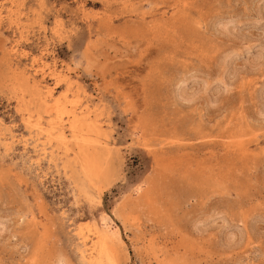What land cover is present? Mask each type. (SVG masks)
<instances>
[{"label":"rangeland","instance_id":"1","mask_svg":"<svg viewBox=\"0 0 264 264\" xmlns=\"http://www.w3.org/2000/svg\"><path fill=\"white\" fill-rule=\"evenodd\" d=\"M0 264H264V0H0Z\"/></svg>","mask_w":264,"mask_h":264},{"label":"bare ground","instance_id":"2","mask_svg":"<svg viewBox=\"0 0 264 264\" xmlns=\"http://www.w3.org/2000/svg\"><path fill=\"white\" fill-rule=\"evenodd\" d=\"M227 29V28H226ZM38 65V64H37ZM41 72H44V68H45V66H43V67H41V66H38L37 67ZM36 68V69H37ZM35 69V70H36ZM34 73V72H33ZM52 73V75L55 77V78H59V77H61V75H60V73H58V72H56V71H52L51 72ZM44 74V73H43ZM64 78V77H63ZM28 83V82H27ZM23 85V84H22ZM31 87V86H30ZM35 87V86H34ZM34 89V88H33ZM41 91V90H40ZM33 92V91H32ZM36 92H39V91H36ZM181 95V94H180ZM183 95V94H182ZM33 96V95H32ZM40 99L43 101V103L45 104V105H47L48 104V107H49V101H51V99L52 98H54V95H53V88H50V87H44L43 89H42V92H40ZM63 98H65V97H63ZM65 101V100H64ZM57 103H58V101H57ZM56 103V104H57ZM58 106V105H57ZM60 107V106H59ZM58 107V108H59ZM68 107V106H67ZM47 108V107H46ZM45 108V109H46ZM51 107H49V109H50ZM44 109V110H45ZM48 109V110H49ZM66 109V108H65ZM47 110V109H46ZM61 110V109H60ZM73 109H71V111L70 112H67L68 114H67V119H66V121L68 122V125H69V129H70V133L72 134V136H73V138H76L77 137V135H78V132H77V130L79 129V127H81V125H83L84 123H86L87 121H92L91 120V117H90V112L88 111V110H86V111H84V110H82V111H79V112H75V111H72ZM62 111V110H61ZM58 112H59V109H58ZM92 113V112H91ZM62 116H63V114H62ZM59 117H60V115H59ZM58 117V118H59ZM64 117V116H63ZM62 122H63V120H61V119H59V120H57V122H55V125L57 126V129H59V140L60 141H64L65 142V134H64V132H63V128H62ZM89 123V122H88ZM51 124H52V122H51ZM50 124V125H51ZM53 125V124H52ZM41 126V125H40ZM67 126V125H66ZM41 128V127H40ZM54 129V128H53ZM41 131H43V129H40ZM56 130V129H55ZM65 131V130H64ZM48 133V132H47ZM50 133V132H49ZM57 133V132H56ZM55 133V134H56ZM80 133V132H79ZM86 134V133H85ZM89 134V133H88ZM57 135V134H56ZM65 146V145H64ZM79 151H80V149H79ZM88 167V166H87ZM88 169V168H87ZM102 232V231H101ZM102 235H104V237H106V239L108 238H110V234L108 233V232H105V233H101ZM113 239L114 240H116L117 241V232L116 231H114L113 232ZM110 240V239H109ZM108 240V241H109ZM107 243V242H106ZM121 244V243H120Z\"/></svg>","mask_w":264,"mask_h":264}]
</instances>
